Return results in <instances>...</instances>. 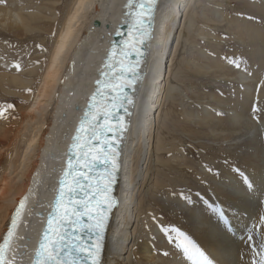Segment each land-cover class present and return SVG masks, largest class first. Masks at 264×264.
<instances>
[{"label":"bare ground","instance_id":"1","mask_svg":"<svg viewBox=\"0 0 264 264\" xmlns=\"http://www.w3.org/2000/svg\"><path fill=\"white\" fill-rule=\"evenodd\" d=\"M124 1L37 0L35 8L32 3L4 0L0 6V38L7 41L12 36L27 44L21 58L11 55L10 61L16 64L3 61L0 52V89L6 84L18 91L13 97L18 105L14 113L0 117V240L17 204L28 201V215L25 213L27 217L14 244L11 264H20L33 252L30 246L38 241L72 142L71 135L119 22ZM193 3L194 0L158 3L144 63L146 76L137 86L131 127L121 148L120 178L114 190L117 204L112 211L101 264L153 260L150 245L137 240L131 229L145 209L151 163L158 150L156 141L161 124L158 113L174 83L172 68L165 79L167 42L182 16L179 39H183L190 19L187 13L192 11ZM187 7L185 14L180 13ZM260 92L264 94V82ZM244 174L248 186L240 185L233 177L226 181L228 198L217 204L222 222L206 220L197 210L194 213L200 224L194 229L192 244L196 264H257L244 255V249L248 248L246 233L263 206L264 171L251 169ZM154 263L156 260L150 264ZM174 264L188 263L181 259Z\"/></svg>","mask_w":264,"mask_h":264},{"label":"rangeland","instance_id":"2","mask_svg":"<svg viewBox=\"0 0 264 264\" xmlns=\"http://www.w3.org/2000/svg\"><path fill=\"white\" fill-rule=\"evenodd\" d=\"M12 1L32 3L35 8L39 4L37 0ZM188 7L180 13L185 14ZM187 15L190 19L183 39H179L182 16L167 42L165 79L172 68L174 83L169 98L157 109L161 116L158 150L151 163L145 209L131 229L137 240L150 245L154 264H174L181 259L196 264L192 245L194 229L200 225L194 217L196 210L206 220L222 222L217 204L228 198L226 181L233 177L248 186L244 172L264 171V94L260 92L264 0H194ZM10 37L7 41L0 38V52L11 65L15 63L11 55L21 58L27 44ZM15 92L3 84L0 117L18 107ZM263 200L245 237L244 255L257 264L264 260Z\"/></svg>","mask_w":264,"mask_h":264},{"label":"snow or ice","instance_id":"3","mask_svg":"<svg viewBox=\"0 0 264 264\" xmlns=\"http://www.w3.org/2000/svg\"><path fill=\"white\" fill-rule=\"evenodd\" d=\"M143 7L144 5L141 4L140 8H143ZM140 15L142 16L143 13H140ZM113 87H118V86L114 85ZM9 107H11V105H9ZM87 116H88V113L85 114L86 119H87ZM82 130H84L83 122L81 123V127L77 129V133L81 132ZM77 139H79V136L74 137V140H77ZM75 146L76 145H73V147ZM112 153L113 155L115 154L114 149L112 150ZM85 159H87V156H85ZM97 162H102L105 165L109 163L106 157L102 161L98 160ZM72 167H73L72 163L71 161H69V170H66L65 175H71L70 170L72 169ZM115 167L116 165L113 163L112 168L115 169ZM80 175L84 179H87V177H84V174L82 172L80 173ZM73 183L76 185H80V179H75ZM63 187H64V181H61V188L63 189ZM249 187L251 188V185H249ZM88 188L91 189L92 185L89 184ZM104 191H107V186L101 187L99 184H97L95 190L91 192L85 191V197L90 196L91 200H96L97 206H99L100 202L97 200V196L100 192H104ZM72 192H74V189L70 188L69 194H71ZM60 195L61 197L64 195L63 191H61ZM60 203L61 201L58 199L57 207L60 205ZM90 205H91V201H85L82 206L84 208H89ZM74 215H76L75 207H73L71 210L65 207V210L62 213H60L59 216L57 217L55 227H51L53 225V220L51 218L49 219L48 224L50 226V231L52 233V236L51 238H49V231L45 232V237L44 239L41 240L39 249L36 252L37 260L35 261V264H77V258L75 255H73L74 253L78 255L81 252L87 251L89 258H92L95 255V253L98 251V248L84 249L75 241H72L71 245L67 248L62 246V242L65 239V234L60 232V228L65 226L66 219H70ZM95 219H96L95 228L97 229V233L100 234L102 233L103 226H104V219H105L103 216V212L101 211L95 217ZM13 223L15 224V221H13ZM72 223L75 224V223H78V221L72 220ZM5 243H7V240L5 241ZM69 256H72L73 258L69 259ZM0 264H5V248L3 246H0ZM93 264H96V261L94 259H93Z\"/></svg>","mask_w":264,"mask_h":264},{"label":"water","instance_id":"4","mask_svg":"<svg viewBox=\"0 0 264 264\" xmlns=\"http://www.w3.org/2000/svg\"><path fill=\"white\" fill-rule=\"evenodd\" d=\"M135 2H136V0H132V3L130 5L129 9H131V8H133L135 6ZM115 38H117V37H115ZM71 141H75L74 137L71 138ZM71 144H73V143H71ZM69 146H72V145H69ZM67 154H70V153L68 152ZM68 159H70V157Z\"/></svg>","mask_w":264,"mask_h":264}]
</instances>
